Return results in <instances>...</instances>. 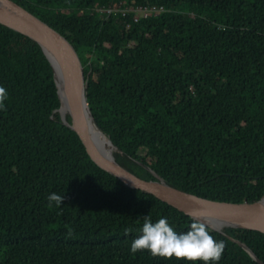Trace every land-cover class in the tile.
<instances>
[{
	"label": "trees",
	"instance_id": "obj_1",
	"mask_svg": "<svg viewBox=\"0 0 264 264\" xmlns=\"http://www.w3.org/2000/svg\"><path fill=\"white\" fill-rule=\"evenodd\" d=\"M13 1L75 48L92 118L120 165L211 200L263 195L264 0ZM117 4L163 9L137 21L100 10ZM0 85V264H191L129 251L145 215L178 232L193 218L91 160L56 110L42 49L2 24ZM208 228L224 241L216 264H259L228 236L264 262L263 232Z\"/></svg>",
	"mask_w": 264,
	"mask_h": 264
},
{
	"label": "water",
	"instance_id": "obj_2",
	"mask_svg": "<svg viewBox=\"0 0 264 264\" xmlns=\"http://www.w3.org/2000/svg\"><path fill=\"white\" fill-rule=\"evenodd\" d=\"M0 24L35 41L48 59L59 98L56 109L72 129L91 160L125 185L150 193L190 217H200L215 230L232 226L264 233V193L255 201L211 200L170 186L159 176L143 179L120 165L110 151L113 145L94 122L85 95V74L73 45L57 30L13 0H0ZM69 115L66 120L65 115ZM259 264H264L243 242L229 237Z\"/></svg>",
	"mask_w": 264,
	"mask_h": 264
},
{
	"label": "clouds",
	"instance_id": "obj_3",
	"mask_svg": "<svg viewBox=\"0 0 264 264\" xmlns=\"http://www.w3.org/2000/svg\"><path fill=\"white\" fill-rule=\"evenodd\" d=\"M7 95L6 88L0 85V107H3ZM45 199L49 205L59 206L64 196L51 191ZM128 231L126 228L125 233ZM128 248L132 253L146 250L154 256L183 257L191 264H197V261L200 264H216L223 253L224 241L215 239L200 217H194L186 230L178 232L169 223L167 216L161 215L153 220L145 215L139 227V235L131 239Z\"/></svg>",
	"mask_w": 264,
	"mask_h": 264
},
{
	"label": "built area",
	"instance_id": "obj_4",
	"mask_svg": "<svg viewBox=\"0 0 264 264\" xmlns=\"http://www.w3.org/2000/svg\"><path fill=\"white\" fill-rule=\"evenodd\" d=\"M162 9H163L162 6L156 7L155 5L152 6L138 5L135 7L123 8L119 4L109 5L107 7L100 8L101 11L106 13H109L111 11H119L121 12L122 15L131 13L134 21H137L141 17H146L148 15L155 14Z\"/></svg>",
	"mask_w": 264,
	"mask_h": 264
},
{
	"label": "bare ground",
	"instance_id": "obj_5",
	"mask_svg": "<svg viewBox=\"0 0 264 264\" xmlns=\"http://www.w3.org/2000/svg\"><path fill=\"white\" fill-rule=\"evenodd\" d=\"M110 151H111V153H112V151H113V148H110ZM223 226H221V228H222Z\"/></svg>",
	"mask_w": 264,
	"mask_h": 264
},
{
	"label": "rangeland",
	"instance_id": "obj_6",
	"mask_svg": "<svg viewBox=\"0 0 264 264\" xmlns=\"http://www.w3.org/2000/svg\"><path fill=\"white\" fill-rule=\"evenodd\" d=\"M114 150V149H113Z\"/></svg>",
	"mask_w": 264,
	"mask_h": 264
}]
</instances>
